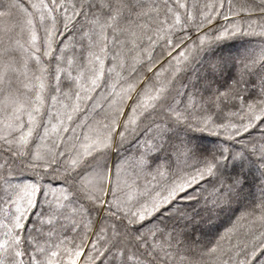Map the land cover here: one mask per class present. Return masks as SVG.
<instances>
[{"label":"snow or ice","instance_id":"obj_1","mask_svg":"<svg viewBox=\"0 0 264 264\" xmlns=\"http://www.w3.org/2000/svg\"><path fill=\"white\" fill-rule=\"evenodd\" d=\"M0 264H264V0H0Z\"/></svg>","mask_w":264,"mask_h":264}]
</instances>
